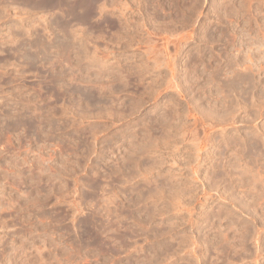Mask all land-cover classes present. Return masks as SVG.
<instances>
[{
    "label": "rangeland",
    "instance_id": "1",
    "mask_svg": "<svg viewBox=\"0 0 264 264\" xmlns=\"http://www.w3.org/2000/svg\"><path fill=\"white\" fill-rule=\"evenodd\" d=\"M0 264H264V0H0Z\"/></svg>",
    "mask_w": 264,
    "mask_h": 264
},
{
    "label": "bare ground",
    "instance_id": "2",
    "mask_svg": "<svg viewBox=\"0 0 264 264\" xmlns=\"http://www.w3.org/2000/svg\"><path fill=\"white\" fill-rule=\"evenodd\" d=\"M72 0H63V3H67V2H71ZM32 2V1H31ZM51 2V1H50ZM49 2V3H50ZM37 4V3H36ZM52 7V6H51ZM47 58V57H46ZM80 87V86H79ZM82 87V86H81ZM83 91V90H82ZM81 92V91H80ZM96 92V91H95ZM85 93V92H84ZM83 93V94H84ZM93 94V93H92ZM90 95V94H89ZM91 96V95H90ZM91 98H93V96L91 97ZM96 102V101H95ZM96 104H97V102H96ZM26 121V120H25ZM17 124V123H16ZM19 125V124H18ZM23 125V124H22ZM29 128V127H28ZM32 130V129H31ZM102 232V231H101Z\"/></svg>",
    "mask_w": 264,
    "mask_h": 264
}]
</instances>
